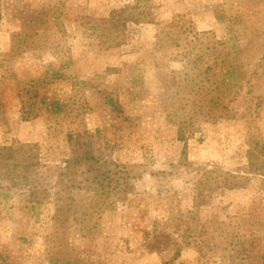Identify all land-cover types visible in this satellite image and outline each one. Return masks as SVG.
I'll return each instance as SVG.
<instances>
[{
  "label": "rangeland",
  "instance_id": "obj_1",
  "mask_svg": "<svg viewBox=\"0 0 264 264\" xmlns=\"http://www.w3.org/2000/svg\"><path fill=\"white\" fill-rule=\"evenodd\" d=\"M0 10V146L37 145L40 162L16 172L30 185L0 212L2 256L14 264H264V0H0ZM119 10L146 19L114 32L107 20ZM23 39L34 48L12 51ZM228 71L233 118L212 119L207 95L221 96ZM169 113L180 116L187 143ZM77 133L81 145L68 146ZM89 145L120 187L97 196L85 188V165L63 178L77 184L70 196L105 201L94 221L65 229L53 220L58 173L72 150ZM31 193L42 203L35 209ZM160 231L172 237L156 246Z\"/></svg>",
  "mask_w": 264,
  "mask_h": 264
},
{
  "label": "trees",
  "instance_id": "obj_2",
  "mask_svg": "<svg viewBox=\"0 0 264 264\" xmlns=\"http://www.w3.org/2000/svg\"><path fill=\"white\" fill-rule=\"evenodd\" d=\"M127 8L131 9V7ZM124 14H126L125 10L114 11L111 14L109 20H107V23L110 25V29L114 30V32L121 31V28H126L128 23L140 24L146 19V16L138 13H130L127 17ZM1 18L2 17L0 10V20ZM168 27L172 29L175 26L169 25ZM178 32H180L182 36L188 35L187 29L182 25H180ZM23 36H26V34H19L18 38L21 39ZM33 48V43L28 44V41L23 39L13 46L12 51L18 53V50L23 49L24 51H27ZM211 69L212 68H207L204 73H208ZM226 74L227 75L224 76L223 82L220 83L219 86L221 96H211L210 94L207 95V97H209V105L206 108V116L211 117L212 119L217 117L226 120L233 118L232 110L228 104H225L224 99L227 98L231 93L235 84L231 80L227 81L228 78L233 77V73L228 71ZM186 88L189 89V86L187 85ZM209 93H211V91H209ZM193 101L192 104L195 107L196 101ZM188 104L189 100H186V102L181 104V107H183V109H186V105ZM52 105L55 107V113L59 114L63 112V108L59 103L53 102ZM110 106L112 107V110L114 112L120 113L122 107L121 105L115 102L110 103ZM198 109H196L194 113L197 116L202 115L203 112H201L199 106ZM179 110L180 108L176 110V113H178ZM214 110L219 111L220 115H218L219 113H215ZM176 113H169L167 117H165L166 121L169 124L178 125V141L187 143L185 130L183 128V121L179 120L180 116ZM80 136L81 135L78 133L76 135L69 134L67 140L68 146L72 145V147L74 148L75 146L81 145ZM15 143L16 142H14L12 145L0 146V212L2 208L7 205L8 201L12 199V193L14 191L18 193L19 191H22L23 188H26L30 185L27 177H18L16 175V172L18 170H21V172L26 174L27 172L37 171L40 167V162L38 159L39 156L36 152V148L38 147L37 145H19ZM87 147L88 148L83 152L80 150H72L70 156L65 160L64 171L58 173V180L61 182L59 186L62 187V190L56 193L57 197L54 202L55 212L53 215V220L56 223L61 224L60 227L65 229L66 223H68L70 220H72V224L77 227L94 221L95 214L101 213V210L103 211V205L105 201L100 200L99 198L94 199L93 197L83 198V195L78 196L79 199L75 198L74 195L70 196L71 191H73L77 187V184H75L74 182H72L70 185L65 184L63 178L70 179V176H75L77 174L76 171H78L79 168L85 165L86 169L84 172H87L86 182H88L85 188L89 189L93 187V191L96 193V195L98 191H101V196H104L105 190L108 189L110 190L108 192L111 193L113 190L116 191L120 187V183L118 182V180L113 179L115 176L112 172L104 171L102 170L101 166L97 165L99 160L93 154V150H90V145ZM80 186L81 185H79V187ZM97 188H100V190H98ZM130 190H128L127 192H129ZM35 197H37L38 201L35 200ZM30 199V203L32 204L33 209L42 204L40 202L38 193H31ZM87 200L89 201L88 206L86 203ZM161 236H165L167 240L172 237L168 233L164 235V232H158L156 234V246L161 244V242L158 241ZM179 252L180 251H178L177 255L180 254ZM0 264L14 263L9 261L8 257H4L0 254Z\"/></svg>",
  "mask_w": 264,
  "mask_h": 264
}]
</instances>
